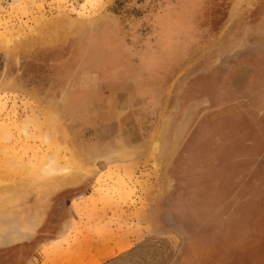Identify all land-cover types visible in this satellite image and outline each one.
<instances>
[{"label": "rangeland", "instance_id": "obj_1", "mask_svg": "<svg viewBox=\"0 0 264 264\" xmlns=\"http://www.w3.org/2000/svg\"><path fill=\"white\" fill-rule=\"evenodd\" d=\"M261 125L264 0H0V244L31 235L47 207L0 264H60L92 246L96 264H168L175 198L203 190L198 173L223 180L243 140L252 164L224 183L194 263L264 264ZM49 159L67 171L43 176ZM201 209L183 204L180 218Z\"/></svg>", "mask_w": 264, "mask_h": 264}, {"label": "flooded vegetation", "instance_id": "obj_2", "mask_svg": "<svg viewBox=\"0 0 264 264\" xmlns=\"http://www.w3.org/2000/svg\"><path fill=\"white\" fill-rule=\"evenodd\" d=\"M264 126L261 125V128H263ZM260 128V129H261ZM258 130V129H257ZM264 131V130H263ZM264 162V161H263ZM198 174H202V176H204L205 178H207L208 174L207 173H198ZM179 176V174H178ZM191 176V174H190ZM167 179V178H166ZM183 181V180H182ZM164 185H166L165 180L163 181ZM188 185V183L185 181L183 183L180 182V186L186 188ZM200 186H202L203 184L199 183ZM205 186V185H204ZM215 187H218V184L214 185ZM232 186V185H230ZM229 186V187H230ZM220 187V186H219ZM189 190H182L180 191L179 195L177 196L179 199L177 200V197L175 198V203H177V207L175 208V212L176 213H183L185 212L183 210V204H186L187 206H191L193 208L201 209V212L204 211V213H200L195 215V216H190L189 213H185L183 218H180V214L179 216H175V220H171V223L166 224L168 227H172L176 230L177 234H179V236L181 237V242H180V247L177 250V252L174 254L173 258L170 260V262L168 264H179L180 261L182 260H186V261H193L194 262H198L201 258V254H197V252H195L194 249H196V237H199L202 241L207 240V237L213 233L215 231V229H217V226L220 225V214H222L224 212V208H225V203H223L222 201H224V197L221 193H224V190H221V193H219L218 197H208V201H204L203 200V196H197L198 192H196L193 195V188L190 187L188 188ZM201 189H203L201 187ZM187 191V196L185 197V192ZM76 196H81L84 192H85V186H80L78 187L76 190ZM200 192H202V190H200ZM183 193V194H182ZM185 200V202L183 203V201ZM63 201L61 200L58 204L57 207L58 209V213H60L63 210V205L64 203H62ZM183 203V204H182ZM227 203V202H226ZM230 202H228V204L226 205V207H233L234 204L232 202V204H229ZM236 211L238 210V207L235 208ZM234 209V210H235ZM158 210H160V204L158 206ZM172 219V218H171ZM170 220V219H169ZM160 222H157V226L159 227ZM232 229L235 230L234 225L232 224ZM187 229L190 230V232L187 231ZM186 231L188 232V234H186ZM54 240V239H53ZM208 241V240H207ZM222 244V243H220ZM190 250H192L193 252H191ZM203 260V259H202ZM221 261H225V259H222ZM222 262V264H223ZM197 264V263H194Z\"/></svg>", "mask_w": 264, "mask_h": 264}, {"label": "crops", "instance_id": "obj_3", "mask_svg": "<svg viewBox=\"0 0 264 264\" xmlns=\"http://www.w3.org/2000/svg\"><path fill=\"white\" fill-rule=\"evenodd\" d=\"M212 123L213 122L211 121L210 124H208V127H210L209 125L213 126ZM247 135H248V138L247 139H252V129L251 128L248 129V134ZM244 141L245 140H243V143H241L242 144V146H241V152L244 151V154L242 155V153H241L238 156L239 158L234 159L233 162L232 161L231 162H228V164L233 165V168H231V166H230V168H228V170H224L223 171V180L218 179L219 176H220V174H217L216 176H214L213 174L210 175L209 177L207 176V178H204V180L202 182H200L201 184H203L202 186H200V188L202 187L203 190H202V192L200 194H199V192H200V190H199L197 196H200V195L203 196V194L205 193V191H207V193L204 194V195H207L208 197H210V196L211 197H218L219 193H221V190H223L225 188V184L224 183L225 182H229V181H232V182L234 181V177L236 175V171H238V169L236 168V165H238V164H252V141L250 140L249 143H247L248 141L247 142H244ZM189 145L190 146H194L196 148V147H198V145H201V143L198 144L197 143V140H193V141H191V144H189ZM189 145L188 146H185L186 147V150H185L186 152H185L184 164H191V163H193L191 160H193L194 159L193 156H195L194 155V152H193L194 147H189ZM191 148L193 149L192 151H191ZM221 158L224 159V157H221ZM197 170L201 171V170H203V168L201 167V169H200V167H199ZM216 184H218V187H215L214 186ZM169 195L170 194H168V196ZM183 195H185V194H183ZM193 195H194V192H193ZM83 196H86V195H83ZM52 242L54 243L55 240H52ZM53 243H50V244L47 243L44 246H52ZM41 246H43V245L41 244ZM98 247L92 246V247L88 248V250H86L84 248L82 250L80 249V251L78 253H73V255L70 258L66 259L65 261L63 259L64 262L60 261L61 262L60 264H76L74 262V260H75L74 258H76V257L79 258V260L82 262V264H96L97 256L99 254H96L95 252L93 253L92 252V249L93 250H96V252L99 251V249H102V247H99V248ZM90 251H91V253L88 254V252H90ZM92 254H93V256H92ZM151 257H152L153 260L155 259V255L153 253H152ZM57 260L58 261L61 260V257H58ZM114 262H115V258H110L108 260L107 264H112Z\"/></svg>", "mask_w": 264, "mask_h": 264}, {"label": "bare ground", "instance_id": "obj_4", "mask_svg": "<svg viewBox=\"0 0 264 264\" xmlns=\"http://www.w3.org/2000/svg\"><path fill=\"white\" fill-rule=\"evenodd\" d=\"M66 169L67 168L65 166H63L61 164H57L54 159H49L46 164L42 165V167L40 168V171H41V174H43V176H52V175H56V174H63V172L67 171ZM6 190H7V188H4V191H6ZM74 259H75L74 262L76 264H82V262L79 260L78 257H76Z\"/></svg>", "mask_w": 264, "mask_h": 264}, {"label": "water", "instance_id": "obj_5", "mask_svg": "<svg viewBox=\"0 0 264 264\" xmlns=\"http://www.w3.org/2000/svg\"><path fill=\"white\" fill-rule=\"evenodd\" d=\"M41 206H43V205H41ZM46 208H47L46 206H45L44 209H43V208H40L41 211H42V213H43V216L41 217V219L39 220V222L34 226L32 234L29 235L28 237H25L27 240H30V239L33 238V236H34L35 233L37 232V229H38V228L42 225V223L44 222L43 220H44V218H45ZM25 238H23V239H25ZM23 239H20V240H17V241L8 242V243H4V244H0V248H3V247H5V246H7L6 244L9 245V243H10V245L20 243L21 241H24Z\"/></svg>", "mask_w": 264, "mask_h": 264}]
</instances>
